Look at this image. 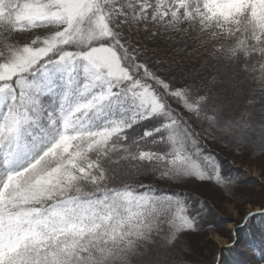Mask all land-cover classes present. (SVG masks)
<instances>
[{
	"label": "snow or ice",
	"instance_id": "6c2138e0",
	"mask_svg": "<svg viewBox=\"0 0 264 264\" xmlns=\"http://www.w3.org/2000/svg\"><path fill=\"white\" fill-rule=\"evenodd\" d=\"M140 25L195 33L191 83L141 59ZM225 136L264 151V0H0V264H171L210 206L157 181L231 196L203 142Z\"/></svg>",
	"mask_w": 264,
	"mask_h": 264
},
{
	"label": "rangeland",
	"instance_id": "374dc122",
	"mask_svg": "<svg viewBox=\"0 0 264 264\" xmlns=\"http://www.w3.org/2000/svg\"><path fill=\"white\" fill-rule=\"evenodd\" d=\"M143 29V25H140L138 30L134 29L131 32V38L137 42L142 50L141 59L149 60L151 67L159 68V74L165 79L170 80V76L163 66L164 59L168 56L179 54L180 60L186 57H191L194 60L201 56L202 49H200L199 44L191 45L189 43V39L193 38L195 33L184 35L174 32L165 33L161 30L158 35L153 36L152 32H155L156 29L153 28L151 31H144ZM211 62L209 60L210 65ZM180 86L182 85L177 87ZM241 108H243V104H241ZM221 157L226 161V166H229L228 169H235V173L238 170V178L244 179V184L240 183L239 189L247 188L248 194L244 198L245 200L230 201L228 199L225 201L220 199L217 205L219 210L216 212L218 214H211L207 218L211 221L219 219L217 225L206 230H204L205 225H202L201 230L203 232L198 233L197 231L179 237L175 248L169 250L171 264L180 262L179 252H183L185 255L183 257L195 264H216L214 258L218 252H223L226 246L232 244L230 231L238 229L244 219L243 215L255 211L256 209H251V207L260 200H264V157L249 162L248 159H235L225 154ZM140 183L145 184L146 181L141 180ZM242 217L243 219H241ZM257 232L261 234V231L258 230ZM243 240L238 241L236 247L246 251L249 245L245 242V238ZM226 241L229 243H225ZM220 264L223 263L220 262Z\"/></svg>",
	"mask_w": 264,
	"mask_h": 264
},
{
	"label": "trees",
	"instance_id": "16d2710c",
	"mask_svg": "<svg viewBox=\"0 0 264 264\" xmlns=\"http://www.w3.org/2000/svg\"><path fill=\"white\" fill-rule=\"evenodd\" d=\"M31 33L28 32V30H25L23 33H17L15 34V38L21 42H23ZM134 41V40H133ZM189 43L191 45L196 44L197 42L193 40V38L189 39ZM177 57V58H176ZM180 57L179 54L168 56L166 59H164L163 66L166 69L167 74L170 76V80L175 78V87L187 83H191L190 79H183L184 74L193 71L197 69L202 60L205 59L203 55L196 57L194 60L191 57L182 58L181 60L178 58ZM174 60V61H173ZM212 61V60H211ZM212 64L215 63V61L211 62ZM205 69L203 72L200 73L201 76H207L210 78L214 73L213 71L209 70L208 72ZM221 86H218L216 90H218ZM248 92L246 93V98H253V95L257 100L261 99V94L259 92V85L254 81H249L248 85ZM252 89H256L257 91L253 94L251 92ZM199 94H202L199 93ZM169 103L172 104V106L178 111L181 112L183 115L187 116L188 114L183 111L181 106L176 103L173 100H169ZM244 105V101H243ZM260 103H257L255 105L256 109L260 108ZM142 131V130H141ZM217 135H221L219 132L216 133ZM205 144L208 145V147L211 149L212 152L215 153L217 160L219 161L220 165L223 169V174L232 182L231 184V196L226 195L224 192H222L219 188L214 187L212 184L204 182H197V181H191L184 185H178V184H171V185H165L161 181H157V184L159 185V189H163L167 192H173L176 191L178 188L186 190L188 193V197L191 201L190 207L195 206L196 208H203L204 206L199 203L200 199H203L204 201H207V204L210 206L209 210L207 212V215L200 221L201 225L204 226V230L208 229V224H211L212 226H216L219 222V219H214L211 221V219H207L209 215L211 214H218L216 213L219 209L217 207L218 202L220 199L230 200V201H239V200H245L244 198L247 196V188L245 189H239V184H244V179L238 178V173L235 169H228L229 166H226V161L222 159V155H228L231 158L235 159H248V162L250 160H257L261 157H264V151H260L258 148L254 147L250 142L246 144H240L238 145L235 142L229 143V137L225 136L223 142H211L207 139L203 141ZM139 182L141 180H145V185L149 184L152 181L151 176H140ZM143 184V183H141ZM158 189V190H159ZM250 191V190H249ZM251 192V191H250ZM249 192V193H250ZM234 198V199H233ZM255 205H259L260 207H264V200H260V202L255 203ZM244 217V215H243ZM243 217L241 219H243ZM241 221V220H240ZM203 227V226H202ZM235 235L233 234V230L230 231L231 236V247L226 246L224 248V251L218 252L217 256L214 258V262L216 264H220L222 262L223 264H264V262L260 261L261 252L264 251V217L256 216L255 218H252L249 220L247 225L244 227H239L238 229H235ZM261 231V234L257 231ZM197 232V231H196ZM203 232L202 230H198V233ZM185 234L190 233H183L180 235L183 236ZM249 245V248L246 251H243V249H240L237 246L238 241H244ZM235 241V243H234ZM183 252H179L178 256L181 258L180 262L172 263V264H195L194 262H191L189 260H186L183 256ZM177 256V257H178Z\"/></svg>",
	"mask_w": 264,
	"mask_h": 264
},
{
	"label": "bare ground",
	"instance_id": "6f19581e",
	"mask_svg": "<svg viewBox=\"0 0 264 264\" xmlns=\"http://www.w3.org/2000/svg\"><path fill=\"white\" fill-rule=\"evenodd\" d=\"M222 87H224V86H222ZM222 95H225V94L222 93ZM241 104H243V100H242ZM252 207H253V208H252ZM252 207H251V209H258V208H259L257 205L252 206ZM254 207H255V208H254ZM225 243H229V241H226ZM225 243H224V244H225Z\"/></svg>",
	"mask_w": 264,
	"mask_h": 264
}]
</instances>
